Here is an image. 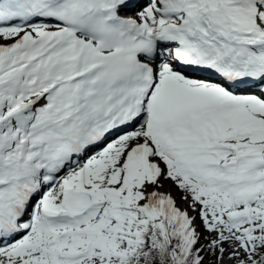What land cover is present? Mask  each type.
I'll list each match as a JSON object with an SVG mask.
<instances>
[{"label": "snow or ice", "instance_id": "6c2138e0", "mask_svg": "<svg viewBox=\"0 0 264 264\" xmlns=\"http://www.w3.org/2000/svg\"><path fill=\"white\" fill-rule=\"evenodd\" d=\"M0 264H264V0H0Z\"/></svg>", "mask_w": 264, "mask_h": 264}, {"label": "rangeland", "instance_id": "374dc122", "mask_svg": "<svg viewBox=\"0 0 264 264\" xmlns=\"http://www.w3.org/2000/svg\"><path fill=\"white\" fill-rule=\"evenodd\" d=\"M167 190H168V186H167V184H165V188L162 189V191H167ZM173 194H174V195H177V194L175 193L174 190H173ZM180 206H181V207H185V205H183V204H181Z\"/></svg>", "mask_w": 264, "mask_h": 264}]
</instances>
